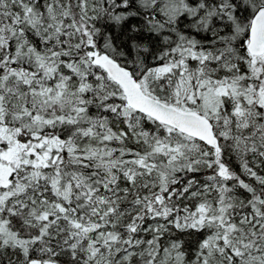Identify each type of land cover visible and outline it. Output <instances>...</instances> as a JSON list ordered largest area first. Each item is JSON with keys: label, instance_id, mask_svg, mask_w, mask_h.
Instances as JSON below:
<instances>
[{"label": "snow or ice", "instance_id": "snow-or-ice-1", "mask_svg": "<svg viewBox=\"0 0 264 264\" xmlns=\"http://www.w3.org/2000/svg\"><path fill=\"white\" fill-rule=\"evenodd\" d=\"M0 264H264V0H0Z\"/></svg>", "mask_w": 264, "mask_h": 264}]
</instances>
